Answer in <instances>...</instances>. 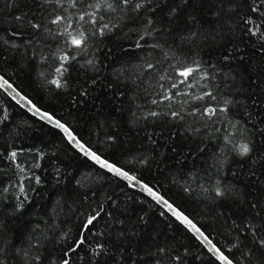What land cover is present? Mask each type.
I'll list each match as a JSON object with an SVG mask.
<instances>
[{
    "label": "trees",
    "instance_id": "16d2710c",
    "mask_svg": "<svg viewBox=\"0 0 264 264\" xmlns=\"http://www.w3.org/2000/svg\"><path fill=\"white\" fill-rule=\"evenodd\" d=\"M0 76L233 264H264V0H0ZM65 261L218 264L0 90V264Z\"/></svg>",
    "mask_w": 264,
    "mask_h": 264
},
{
    "label": "water",
    "instance_id": "95a60500",
    "mask_svg": "<svg viewBox=\"0 0 264 264\" xmlns=\"http://www.w3.org/2000/svg\"><path fill=\"white\" fill-rule=\"evenodd\" d=\"M0 90L3 93H5V95L10 100H12L17 106H19L23 111L28 113L31 117H33L37 121L61 133V135L65 138L67 143L78 154H80L82 157L87 159L90 163H92L93 165L101 169L102 171L106 172L107 174L113 176L114 178L120 180L121 182L129 186L131 189L139 192L141 195H143L144 197L149 199L151 202H153L158 208H160L169 217H171L174 221L180 224L187 232H189L218 264H226V261H222L219 259V255L221 252L216 251L218 248L213 245V243L207 238V236H205V234L188 217H187V220L191 221L190 224L187 223L185 220L181 219V217L177 215L178 213L182 214V216L184 217L186 216L183 213H181L178 209H176L172 204H170L166 199L160 196L157 192H155L152 188H150L143 182L137 180L136 178L129 179V177H133V176L128 173H127L128 174L127 176H124L120 173H117L114 170H110L108 167H105L100 161L93 159L91 156V153H94V152H92L84 144H82L78 140V138L65 125H64L65 126L64 128L59 127L56 123V121H58L57 119L52 117L50 114L43 112L39 108H37L29 99H27L25 96L19 93L2 76H0ZM49 116L52 117L51 120L48 119ZM65 128L68 131H65ZM70 135L72 137H75V139H70ZM100 159L104 160L101 157ZM121 172H125V171L121 170ZM149 189H151V191H149ZM197 229L199 231H197Z\"/></svg>",
    "mask_w": 264,
    "mask_h": 264
},
{
    "label": "snow or ice",
    "instance_id": "6c2138e0",
    "mask_svg": "<svg viewBox=\"0 0 264 264\" xmlns=\"http://www.w3.org/2000/svg\"><path fill=\"white\" fill-rule=\"evenodd\" d=\"M122 2H123L124 4H128V3H129V0H122ZM141 6H142L141 3H138V4L136 5L137 8H139V7H141ZM109 7H111L110 4H109ZM72 42H73V44L79 46V45L81 44L82 41H81V39H73ZM192 71H193V69L188 68V69H186L185 71L181 72V75L186 77V76L190 75ZM55 83H57V84L59 85V82H58V81H56ZM37 111H38V110H37ZM45 115H47V114H45ZM48 119L51 120L52 117L49 116ZM56 123H57V125H58L59 127H61V128H64V127H65V126H64L63 124H61L59 121H56ZM65 131H68V130L65 128ZM70 139H75V137H72V136L70 135ZM241 151H242V153H247V152H248V147H247V145H242V146H241ZM13 156H15V153H13ZM91 156H92L93 159L100 161L105 167H108L110 170H114V171H116L117 173H120V174H122V175H124V176H127V175H128L126 172H121V170H120L119 168H116L115 165L109 164L106 160H101L100 157L97 156L95 153H91ZM129 179H135V177H129ZM149 191H151V189H149ZM165 203H167V202H165ZM177 215H179V216L181 217V219L185 220L187 223H189V224L191 223V221H188V220H187V217L182 216V214H179V213H178ZM92 219H95V217H93ZM92 219H90V220L88 221L89 224L92 223ZM197 231H199V230L197 229ZM262 243H264V242H262ZM216 251L219 252V249H217ZM219 259L222 260V261H226V264H232V261L229 260L228 257L224 256L222 253H220V255H219ZM64 264H67V261H65Z\"/></svg>",
    "mask_w": 264,
    "mask_h": 264
}]
</instances>
